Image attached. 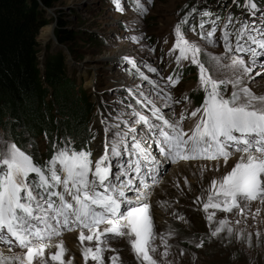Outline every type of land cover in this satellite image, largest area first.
<instances>
[{
    "label": "snow or ice",
    "instance_id": "6c2138e0",
    "mask_svg": "<svg viewBox=\"0 0 264 264\" xmlns=\"http://www.w3.org/2000/svg\"><path fill=\"white\" fill-rule=\"evenodd\" d=\"M112 2L115 10L125 11L122 0ZM137 4L140 15H144L151 0H137ZM245 7L252 16L259 11L260 22L241 21L235 33L234 47L227 31L232 23L230 19L225 22L220 37L225 53L235 54L234 58L228 64H222L220 62L228 59V55L204 53L218 68H230L235 75L232 80L208 75L199 59L201 47L189 42L182 35L180 24L176 25V39L170 52L178 50L175 57L178 65L190 60L198 66L199 83L204 91L203 103L191 113L192 116L200 113V118L190 135L186 136L182 130L183 115L178 121L174 117L166 118L161 111V107L170 106L172 99L170 91L162 99L161 94L175 85L179 77L152 80L140 71L134 57L124 55L121 62L135 69V75L147 81L151 90L146 93L134 84L127 88V98L142 107L150 105L151 117L131 102L117 101L119 107L114 113L101 120L105 138L99 145L96 137H92L91 148L60 147L44 166L34 163L32 157L14 142H0V242L11 243L10 238H14L21 249H26L22 254L12 253L11 256L0 253V264H8L9 260L15 264H33L34 258H39L37 264H45L43 254L47 245L43 241L70 227L82 229L79 233L81 242L96 240L94 249H81L85 264L89 259L95 264H103L100 241L103 234L108 233L128 236L136 257H142L141 264H157L149 255L154 233L148 193L158 179L160 165L168 161L205 158L215 160L218 167L221 159L227 164L230 156H238L226 174L212 180L215 198L209 194L208 202L203 205L205 211L211 207L228 213L240 199L264 197V96H254L244 86V78L257 65V58L264 56V9H258L253 0H245ZM187 19L186 16L184 21ZM212 24V30L207 33L208 44H215L216 22L212 21ZM117 38L134 42L144 39L142 32ZM145 47L141 45V50ZM148 50L151 54L152 49ZM240 53L248 55L251 67L246 66ZM139 63L149 72L158 73L151 64L143 60ZM229 84L232 92L226 96ZM149 141L158 146L159 159L150 151ZM213 215L207 216L209 223ZM227 223L226 219H220L211 236L226 233V238L232 237L233 228H226ZM235 238L240 239L239 234ZM202 243L196 247H201ZM50 259L65 264L62 245H57V251Z\"/></svg>",
    "mask_w": 264,
    "mask_h": 264
},
{
    "label": "rangeland",
    "instance_id": "374dc122",
    "mask_svg": "<svg viewBox=\"0 0 264 264\" xmlns=\"http://www.w3.org/2000/svg\"><path fill=\"white\" fill-rule=\"evenodd\" d=\"M184 1L151 0L152 5H148L149 8L143 18L136 15L129 7H124L125 11L123 13H113L110 4L105 0H60L55 4V6H59L64 15H69L71 11L76 12V15L70 16L69 26H78L79 29H91L96 32L100 31L102 37L109 43V45L105 43V46H99L92 43L90 39L87 42L85 41L87 39L86 33L82 30V34H78L75 47L74 43L72 46L75 50L74 55L76 58L74 59L78 60L77 62L84 63L86 69L82 70L81 73H77L75 68H69L68 65L67 73L69 77L76 78L78 84L83 82L85 88H87L86 84L87 86L93 84V76L95 77V83L102 90L123 89L120 90L121 93L119 91H109L103 97L104 118H108L109 114L114 113L115 109L119 107L115 103L117 101L131 102L143 114L151 117L150 105L142 107L136 105L134 100H128L127 98L128 87L134 84L139 85L146 93H150V85L147 81L139 78L138 75L133 77L130 71L128 73L123 71L122 68L130 69V65L121 62L119 66H122V68H117L118 61L124 55L134 57L138 62L140 71L145 73L146 69L139 61L147 62L159 71L157 64L160 54H163L166 60H172L169 66L176 65L177 69L187 65L195 67L194 74L186 77L180 75L181 82L165 90L170 91L171 98H174L177 94L180 95V99L173 101V103L169 102V107H161V111L166 118L174 117L179 121L181 115L185 116V111L187 113L188 106L192 103L188 98L192 90L197 92L201 90L204 94L199 83L198 66L191 64L190 60L182 61L178 65L175 61L178 50L170 52L176 39L175 28L177 24H180L181 33L189 42L196 43L201 47L202 51L199 59L208 70V75L215 79L232 80L235 78L230 68H218L204 54L207 52L217 56L228 55V59L220 62L222 64H228L234 58L235 54H226L223 44H220L221 24L217 30L218 32L213 36L215 44H208L207 38L204 37L206 32L203 33L201 30L207 28L209 22H204V27L201 28L199 23L193 24L188 19L185 22L186 15L179 16L182 13L180 6ZM130 6H132V3H130ZM258 9H264V7ZM222 10L227 11V3H225ZM257 13L252 16L246 10L244 16L247 19L250 15V23H259L260 13L259 11ZM125 23H127V26H125ZM49 25L53 26L52 24ZM49 25L41 27L38 35V56L42 65L46 46L51 41L47 35H41V33ZM141 32L144 39L139 42L131 41L128 38H117V36L140 35ZM147 35H151L152 38H148ZM83 41L87 43L85 44ZM141 45L146 46L144 50H141ZM153 48L155 49L150 54L148 49ZM56 49L51 45L49 51L52 52ZM239 55L245 59L246 66H252L248 62L246 53H240ZM257 60V65L244 78V85L248 87L254 96H258L259 91H264V56L258 57ZM167 62H162L161 65L167 68ZM156 74L150 72L147 73V76L152 80H159L161 76ZM231 92L232 85L229 84L225 93L226 96H230ZM195 94L200 95L201 93ZM91 101H93L92 97ZM257 106L260 105L257 103ZM180 122L185 135L188 130L191 132L194 126L190 120L183 119ZM97 131H99L98 128ZM0 142H14L16 144L8 133H4V135L0 133ZM41 143L45 142L41 141ZM155 146V152L151 148L150 151L159 159V148L157 145ZM19 148L29 154L26 150ZM41 148L43 149V145H41ZM29 155L32 157V154ZM122 158L126 159L127 157ZM234 158L230 156L228 161ZM222 163H225L223 159L220 160L219 166ZM183 167L185 172L179 173L178 170L184 169ZM218 167L215 160L205 158L187 161L180 159L160 165L158 179L148 193L154 233V239L150 242L149 255L157 261V264H264V197L258 195L253 200L240 199L237 201V206L228 213L211 207L207 211L203 208L204 203L208 202L210 193L215 198V193H212L211 182L215 179L213 174L218 170ZM112 171L115 173L116 169L113 168ZM213 213L212 221L209 223L207 216ZM220 219L228 221L226 228H233L232 237L226 238V233H221L217 237L211 236V231L218 225ZM78 230L81 231L82 229L71 227L63 229L59 235L45 239L43 242L52 245L66 243L72 233L76 234ZM84 231L87 235V230ZM236 234H239L240 239L235 238ZM10 239L12 241V238ZM201 241H203L201 247H196ZM100 243L103 250V264H141L142 257L139 259L136 257L131 249L128 236L103 234ZM95 245L96 240L93 239L92 241L85 240L82 246L94 249ZM4 248H9L20 254L26 251L14 242V238L11 244L0 242V249ZM152 249H155V251ZM165 252H167V255L164 254ZM68 255L74 258L75 264L81 262L85 264L82 255L76 254V252H64L66 258ZM44 261L45 264H57L48 257H45ZM8 264H15V261L9 260ZM87 264H95V262L89 259ZM144 264H147V262H144Z\"/></svg>",
    "mask_w": 264,
    "mask_h": 264
},
{
    "label": "trees",
    "instance_id": "16d2710c",
    "mask_svg": "<svg viewBox=\"0 0 264 264\" xmlns=\"http://www.w3.org/2000/svg\"><path fill=\"white\" fill-rule=\"evenodd\" d=\"M59 1L0 0V133H8L19 147L32 154L37 164L43 166L60 147L67 145L77 150L89 148L90 140L94 137L90 124L98 112L91 101L90 91L82 83L78 84L76 78L68 76L67 54L63 48L50 52L49 43L44 53L45 70L42 72L40 69L38 35L41 27L55 20L53 16H46V9L50 8L56 13L54 33L73 59L76 57L72 44L75 47L82 30L86 33L85 41L90 39L99 46H105V43L109 45L100 31L69 26V18L76 12L64 15L59 6H55ZM105 1L110 4L113 13L120 12L115 10L112 0ZM253 2L258 8L264 7V0ZM225 3L227 11L221 7ZM129 4L130 0L126 5ZM122 7H125L123 0ZM180 9L183 11L181 15H186L193 24L209 22V26L201 30L206 32V38L212 30V21L216 22L215 35L219 24L224 29L225 22L230 19L232 23L228 29L230 34L233 33L232 43L236 41L235 33L240 22H248L243 20L247 10L245 0H185ZM134 13L141 18L145 16L140 15V9ZM237 23L239 26H236ZM147 37L152 38L151 35ZM160 57H164L163 54ZM193 72V66L177 71L174 65L166 76L174 79L178 74L186 76ZM132 76H135V72ZM201 96L193 95L197 103H200ZM41 141L45 142L42 152L38 146L43 145Z\"/></svg>",
    "mask_w": 264,
    "mask_h": 264
},
{
    "label": "bare ground",
    "instance_id": "6f19581e",
    "mask_svg": "<svg viewBox=\"0 0 264 264\" xmlns=\"http://www.w3.org/2000/svg\"><path fill=\"white\" fill-rule=\"evenodd\" d=\"M50 24H52V23H50ZM47 25H49V24H47ZM52 33H53V26L49 25V26L45 27L42 30L41 35H47L48 36V39H51ZM259 96H264V91H259L257 97H259ZM96 127L99 128V130H100V133L98 134V137L96 139V143L99 145L100 142L103 141L104 138H105L104 125L101 123V121H98ZM149 144H151L150 141H149ZM155 145H154V143L150 145V148H151V150H153V152H155V150H156L155 149L156 148ZM94 154L96 155L95 152H94ZM237 158H238V156L235 157L234 159H231V161H228L227 164L222 163L218 167V170L216 172H214V174H213L215 176V179H218L219 177H221L224 174H226V172L229 171L231 169V167L234 165L235 160ZM178 171H179V173H184L185 172V168L184 169H180ZM79 233H80V230H78L76 232V234H73L72 233V236H70L69 240L66 243H63V244L60 243V244H58V245H62V247L64 249V252H76V254L82 255L81 249H82V247H83L82 245L84 244L85 241L81 242L79 240ZM85 235H86V233H85ZM45 244L47 245V247L44 250L43 259H45V257H48L50 259L51 254H54L57 251V245H52V244L47 243V242ZM0 253H3L5 256H11L12 253L20 254V253H17L15 251H12L9 248L0 249ZM38 260H39V258H34L33 264H37V261ZM69 260H71V264H75V260H74V258L71 255H68L67 256V258L65 260V264H68V261ZM80 264H84V263L81 262Z\"/></svg>",
    "mask_w": 264,
    "mask_h": 264
},
{
    "label": "water",
    "instance_id": "95a60500",
    "mask_svg": "<svg viewBox=\"0 0 264 264\" xmlns=\"http://www.w3.org/2000/svg\"><path fill=\"white\" fill-rule=\"evenodd\" d=\"M46 10H47V14H46V16H47L48 18L51 17V16H54V18H55L54 22L52 23V25H53V33H52L51 40H52V42H53V46L56 47V48H57V47H62V48H64V51L68 54L67 63H68V65H69L71 68L75 67L76 65H79L81 69H85L86 67L84 66V63H78V62H76L75 60H73V59H72V56L70 55V53H69V51H68V49H67L66 47L62 46V45L58 42L57 37H56V35H55V33H54V29H55V27H56V25H57L56 13H55L52 9H50V8H47ZM43 70H44V67H43Z\"/></svg>",
    "mask_w": 264,
    "mask_h": 264
}]
</instances>
